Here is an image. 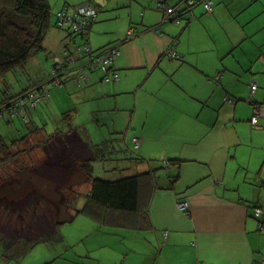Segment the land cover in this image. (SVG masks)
<instances>
[{
	"label": "crops",
	"instance_id": "crops-1",
	"mask_svg": "<svg viewBox=\"0 0 264 264\" xmlns=\"http://www.w3.org/2000/svg\"><path fill=\"white\" fill-rule=\"evenodd\" d=\"M199 1L187 8L182 0H168L183 10L179 24L166 20L153 0L53 2L55 13L65 4L100 7L88 44L92 52L119 48L113 64L119 80L104 83L101 72L84 70L75 89L64 84L69 94L52 93L55 114L66 126L55 129L46 146L33 145L35 164L53 139H69L85 148L70 153V178L81 179L76 162L95 161L93 145L103 137L93 125L111 124L117 132L124 126L125 138L164 167L156 173L161 188L150 198L151 188L141 190L140 223L135 216L120 224L125 217L117 214L105 223L78 214L69 223H79L78 231L72 225L75 247L64 225L59 228L73 264H251L264 256V233L252 214V207L264 206V117L260 128L250 123L254 105L264 104V0H214L210 13ZM48 33L55 39L51 55L58 56L70 39L56 28ZM168 50L180 59H170ZM37 112L29 111L30 121Z\"/></svg>",
	"mask_w": 264,
	"mask_h": 264
},
{
	"label": "rangeland",
	"instance_id": "rangeland-1",
	"mask_svg": "<svg viewBox=\"0 0 264 264\" xmlns=\"http://www.w3.org/2000/svg\"><path fill=\"white\" fill-rule=\"evenodd\" d=\"M13 1L14 0H0V7L3 6L10 9L13 6ZM47 1L51 9L50 29L52 30V28L55 29L54 0ZM65 1L69 4L67 2L68 0ZM111 15L112 14L109 13L108 17L110 18ZM109 26L110 24H107L106 28ZM133 27L134 26H132V28ZM56 30L59 29L56 28ZM59 31L64 34L67 33L62 30ZM72 36H74L78 45L82 44V40L78 39V37L73 34ZM106 36L109 37L108 35ZM54 40V36L48 33L46 41L44 42L45 50L25 64L24 73H16L9 76L10 84L14 88L19 86L18 83H16V79H18L25 86L33 85L36 87L41 85V87H45V89L50 91L51 94L46 102L38 104L37 110L39 113L36 111L37 113L33 114L34 118L28 124H21L19 119L11 121H8V119H0V138L7 140L6 142L8 143L20 136L27 135L28 132H32L34 134H31L32 137L29 140V145L31 147L33 145L46 146L48 143L47 139L51 137L55 129H62L66 126V122L60 121V114H55L56 111H59L55 100L52 99V93L60 89H64L65 92V83L70 84L72 89L76 87L74 83L68 80V76H70L71 72L67 74L65 72H59L57 74L62 80L61 85H53L50 83V80L56 75L52 74L50 69L53 63V56H55L51 54L54 53L55 46L49 44H54ZM56 54L62 57L61 51ZM71 68L72 66H68V71H70ZM76 71L78 72V70ZM93 73L96 74L95 72ZM87 74L90 75L91 73L87 71ZM60 97V95H57L58 99ZM70 102L72 101L70 100ZM73 125L78 126V122H74ZM85 127L87 128L88 125ZM93 127L102 128L103 137L99 138V140L94 143L95 145H100L99 147L102 149L104 156V159L100 161L89 160L92 166V175L94 177L101 179H116L119 175L130 176L136 172L146 171L149 167L155 169L162 167V163L159 159L153 158L152 156L150 158H145L144 155L139 152L138 146L133 142V139L131 140V137L125 138L124 126H119L122 132H117L116 130V133H113L111 124H95ZM33 129L38 130L31 131ZM109 138L112 140L106 141V139ZM66 149H69V151H66ZM74 150L82 154L85 148L83 145L77 148L69 139H53V142L47 146L45 159H41L42 161L40 160V162L35 164L31 172L25 171L21 174L15 173L11 177L5 175L0 178V185L12 184L18 187L27 184L26 186H33V190L29 195L27 194L25 198L20 201L12 202L5 198H0V243L7 240V242H3L5 247H12L14 245L13 243L18 241L21 242L20 244L17 243L16 246H20L24 241L33 239V237H31L33 235H53V222L57 219L56 216L59 214V216L62 217L65 212L69 211L68 208L72 209L73 207L75 209L81 207L80 203L85 201L84 194L87 192V186H81L82 178L78 179L76 176H73V179L70 178L74 174L71 171L74 157L70 153ZM74 152L76 153V151ZM29 157H31V159H37L36 152L33 154V157L32 155H29ZM141 159L143 160L141 161ZM44 160L45 162H43ZM27 162L29 163L28 159ZM144 165L146 166L145 170ZM76 179L81 183L80 186L74 187L76 185ZM39 194H44L46 196L45 198L42 196L41 199ZM48 201H57L60 207L58 208V206ZM63 225L64 229L62 231L65 232L66 229L69 233L68 235L70 238L68 241L70 245H72L69 247H75L78 243L75 240L77 238L74 237L72 239V225L77 227L76 230L78 231L79 223L74 222L72 225L69 223ZM85 243L87 242L85 241ZM66 247L67 246L62 245L60 242H38L22 258L17 260L6 259L0 249V264H73L70 259L72 248Z\"/></svg>",
	"mask_w": 264,
	"mask_h": 264
},
{
	"label": "trees",
	"instance_id": "trees-1",
	"mask_svg": "<svg viewBox=\"0 0 264 264\" xmlns=\"http://www.w3.org/2000/svg\"><path fill=\"white\" fill-rule=\"evenodd\" d=\"M155 8L157 9L156 0H153ZM168 4V0H165ZM88 4L96 10V15L89 20L90 26L88 27V33L92 24L96 21L100 11L98 5L90 3H82L75 6L64 5V7L55 13V28L67 32L65 39H70L64 44L61 56H53V63L55 59H59L60 63L73 59V63H68V66L81 67L83 57L76 48H78V42L73 35L82 40L81 33L73 30L72 24L68 23L66 27H58L56 24L57 14L59 12H66L71 17L75 15V9L81 5ZM50 6L47 0H14L13 6L9 8L0 7V119H8V121L19 119L21 124H28L30 121L29 111H37V106L41 102H46L49 97V91L43 89V87L33 85L25 86L18 79V87L14 88L10 84L9 76L16 73H24V66L26 63L34 59L37 55L44 51V41L51 26V13ZM185 11V9H184ZM161 12V11H160ZM183 10H179L178 14L181 16ZM99 52V51H97ZM68 66L60 71H56L55 68L50 66L52 74H56L50 83L53 85H61L62 80L57 75L59 72L69 73ZM71 68V69H72ZM77 72H71L68 76V80L74 82V76ZM55 79L59 80V84H55ZM77 84V83H76ZM43 90L48 91V97L45 100L37 101L34 107H28L26 113L22 115H13L12 109L15 108V104L21 98H26L30 94L39 93ZM16 108L15 110H17ZM14 110V111H15ZM33 129L31 131H37ZM113 133H116L113 131ZM32 132H28L27 135L20 136L15 140H11L9 143L0 138V178L9 175L10 177L23 172H31L35 165V160L31 159L30 151L33 146L29 145V140L32 137ZM36 136V135H35ZM112 139H106L111 141ZM100 145H93V158L95 161L104 159L102 149ZM30 158V159H29ZM27 159L29 163L27 162ZM143 159H141L142 161ZM178 162L179 160L170 159V161ZM169 161V162H170ZM168 162V163H169ZM167 162L165 166H167ZM76 168L81 173L83 182L88 187L87 193H85V201L81 207L68 208L69 211L65 212L62 217L59 214L54 220V232L53 235L46 236H31L33 239L24 241L21 245V241L13 243L12 247H5L3 242L0 243V249L6 259H20L22 258L34 245L38 242L47 243H59V228L66 223L73 221L74 217L78 214L88 215L96 220H100V223H105V217L110 214H117L125 217L118 223L127 224V220L130 216H135L137 223H140V214L142 212V203L140 202L143 195L142 189L151 190L147 195L149 198L156 189H160L158 184V169H151L145 172L135 173L130 176L119 175L116 179H101L92 175V166L89 160L76 162ZM164 168L163 166L161 169ZM27 185V184H26ZM20 185L18 187L12 184L0 185V198H5L12 202H17L25 198V196L33 190V186ZM45 198L46 195L39 194ZM55 200V199H54ZM149 199L145 202L148 203ZM45 202V201H43ZM60 207L57 201H48ZM39 203V202H38ZM253 208V207H252Z\"/></svg>",
	"mask_w": 264,
	"mask_h": 264
},
{
	"label": "built area",
	"instance_id": "built-area-1",
	"mask_svg": "<svg viewBox=\"0 0 264 264\" xmlns=\"http://www.w3.org/2000/svg\"><path fill=\"white\" fill-rule=\"evenodd\" d=\"M187 8L193 6L197 3V0H182ZM204 10L207 13L212 11V5L214 0H200L199 1ZM157 10L163 13L164 18L167 20L174 22L175 24L180 23V16L178 14L179 9L175 7H170L165 0H156ZM96 15V10L88 5L84 4L75 9V15L73 17L66 12H59L57 14V21L56 25L58 27H66L68 23L72 24V28L74 31L81 33L82 36V44L76 48L77 52L81 54L83 57L81 67L78 68V72L75 74L74 82L78 84L79 75L80 78H83L82 70H86L90 73L92 72H101L102 73V81L104 83H114L119 80V74L113 70V64L116 58L120 55V50L118 47H109L100 50L99 52H92L91 48L88 44V27L90 26L89 20ZM135 29L131 28L128 32V35L132 38L135 36ZM170 59L176 60L180 59V57L173 51L168 50L166 53ZM55 62L60 63L59 59H55ZM68 62L73 63V59H69ZM217 79V78H216ZM55 84H59V80L55 79ZM256 84H252L250 89L251 93L256 90ZM48 97V91L43 90L39 93L30 94L26 98H21L15 104V108L11 111L13 115H22L26 113L28 107H34L37 101L45 100ZM226 102L233 103L234 100L230 98H224ZM248 103H251V99H248ZM18 108L17 110H15ZM15 110V111H14ZM260 117H264V104H257L254 105L253 114L250 119V123L255 128H260L258 125V119ZM137 143V141H134ZM177 208L180 210H186L187 204L186 203H179L177 204ZM252 214L258 221V229L260 232L264 233V206H254L252 208ZM251 264H264V256L257 261H253Z\"/></svg>",
	"mask_w": 264,
	"mask_h": 264
},
{
	"label": "water",
	"instance_id": "water-1",
	"mask_svg": "<svg viewBox=\"0 0 264 264\" xmlns=\"http://www.w3.org/2000/svg\"><path fill=\"white\" fill-rule=\"evenodd\" d=\"M68 63L70 62H68L67 60L61 63L55 62L51 64V67L55 68L56 71H60V70L65 69L68 66ZM76 70H77V67H73L69 72H75Z\"/></svg>",
	"mask_w": 264,
	"mask_h": 264
}]
</instances>
